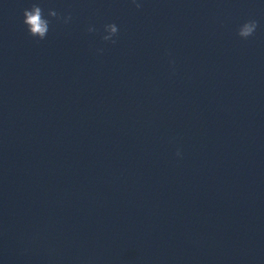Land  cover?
<instances>
[{"label": "water", "instance_id": "water-1", "mask_svg": "<svg viewBox=\"0 0 264 264\" xmlns=\"http://www.w3.org/2000/svg\"><path fill=\"white\" fill-rule=\"evenodd\" d=\"M35 2L0 0L2 264H264V3L39 0L41 41Z\"/></svg>", "mask_w": 264, "mask_h": 264}, {"label": "clouds", "instance_id": "clouds-1", "mask_svg": "<svg viewBox=\"0 0 264 264\" xmlns=\"http://www.w3.org/2000/svg\"><path fill=\"white\" fill-rule=\"evenodd\" d=\"M130 2L139 9L142 6L143 0H130ZM261 3H264V0H261ZM53 20L68 24L72 20V16L71 14L61 16L57 11L52 9L45 14L39 0H37L29 9L24 10L22 22L32 38L42 41L47 38ZM256 29L257 22L255 20H248L239 25L237 35L241 40H247L253 36ZM87 32L89 34L96 33L97 29L94 25L90 24L87 27ZM118 32L119 28L115 23H108L103 26L100 38L106 44H115ZM102 51L103 49H98V52L102 53ZM176 155L180 157L181 153L178 151ZM0 264H2V261H0Z\"/></svg>", "mask_w": 264, "mask_h": 264}]
</instances>
